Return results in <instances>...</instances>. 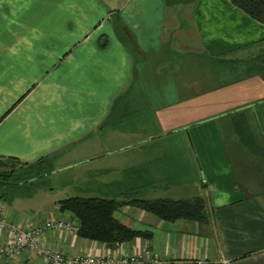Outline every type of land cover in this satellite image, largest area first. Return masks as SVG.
Here are the masks:
<instances>
[{
    "label": "crops",
    "instance_id": "0c3cea01",
    "mask_svg": "<svg viewBox=\"0 0 264 264\" xmlns=\"http://www.w3.org/2000/svg\"><path fill=\"white\" fill-rule=\"evenodd\" d=\"M252 112L264 131V24L229 0H0V159L75 170L71 196L205 201L202 221L115 212L150 238L110 246L52 230L46 247L143 264H264V151L256 159L234 140L252 138ZM157 136L177 138L185 173L175 146L147 147ZM5 207L9 221L35 220ZM46 215L78 224L58 202ZM15 264L42 259L24 252Z\"/></svg>",
    "mask_w": 264,
    "mask_h": 264
},
{
    "label": "trees",
    "instance_id": "16d2710c",
    "mask_svg": "<svg viewBox=\"0 0 264 264\" xmlns=\"http://www.w3.org/2000/svg\"><path fill=\"white\" fill-rule=\"evenodd\" d=\"M253 19L264 24V0H229ZM7 165L8 171L0 172V184L13 185L22 181H30L50 172L47 163L41 159L28 163L15 158L0 159V165ZM36 170L31 177L10 180L15 170ZM5 172V173H4ZM16 173V172H15ZM124 205H132L163 220L180 218L189 220H205V201L202 197L172 199V198H133L118 200L99 196H69L58 201L59 210L72 214L78 221L77 233L83 238L104 242L116 246L135 236L150 238L148 230H138L120 221L115 212Z\"/></svg>",
    "mask_w": 264,
    "mask_h": 264
},
{
    "label": "rangeland",
    "instance_id": "374dc122",
    "mask_svg": "<svg viewBox=\"0 0 264 264\" xmlns=\"http://www.w3.org/2000/svg\"><path fill=\"white\" fill-rule=\"evenodd\" d=\"M208 66L213 67L212 64H207V67ZM261 103L262 102L258 103V105H260ZM247 107L248 105L241 107V109H247ZM246 114H248V112H246ZM251 114L253 117L251 119L252 129H249L253 131L252 138L249 137L240 139L239 134L236 133L234 134V140H236L235 142L239 146H251V149L249 150L251 151L249 156L257 157L256 159H258L262 156L261 153H263L264 151V131H262L260 125H258V122H256L257 114L256 116H254V112H252ZM233 122H235V119L229 115L223 120V124H225V127L230 129V131H232V129L234 128ZM243 124L248 126L247 121H244ZM149 130H151V123L147 122L145 131L147 132ZM159 137H156L157 141L155 143L147 144V147H152L153 145L156 147L175 146V155L173 156L176 157V161L179 162V167H181V169L184 171L183 173H185V171L187 170L186 162L184 160V156H182V153L180 151V144L177 138L173 136ZM144 141L145 140H143V142ZM53 166L56 167L55 164H53ZM9 169L10 168L7 167V165H0V172L8 171ZM57 170L58 169L56 168L53 171L46 173L45 175H42L38 178H34L30 181L26 180L13 185L0 184V203L4 204L5 206L7 205V211H10V214L15 217L20 218L21 216L29 220L34 218L35 220L32 223L38 222L40 219H43L47 216L46 213L48 211H51L55 207V205H57L58 200L74 194L73 189L68 190L67 188H64V186L69 181L72 173H74L75 170ZM15 172L12 174V177L10 179L11 181L31 177L36 173V170H29V168H27L15 170ZM140 197L141 196L138 194L137 190L136 193H132L122 200L126 201ZM72 217L76 219L73 215Z\"/></svg>",
    "mask_w": 264,
    "mask_h": 264
},
{
    "label": "built area",
    "instance_id": "2783aa9c",
    "mask_svg": "<svg viewBox=\"0 0 264 264\" xmlns=\"http://www.w3.org/2000/svg\"><path fill=\"white\" fill-rule=\"evenodd\" d=\"M62 230L66 232L76 231L77 225L63 218H47L43 221L32 223L29 226L9 221L6 207L0 203V233L4 237L0 239V264H15L24 252L38 255L42 264H143V258L139 255L120 256H91L68 255L44 246L42 238L48 231ZM148 255V251L144 252ZM144 257V256H143ZM148 264H162L157 258H149Z\"/></svg>",
    "mask_w": 264,
    "mask_h": 264
}]
</instances>
